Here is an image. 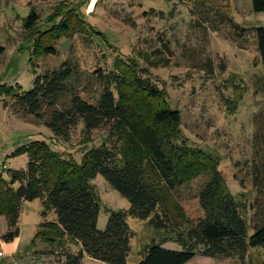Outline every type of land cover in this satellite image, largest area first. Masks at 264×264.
<instances>
[{
    "label": "trees",
    "instance_id": "trees-1",
    "mask_svg": "<svg viewBox=\"0 0 264 264\" xmlns=\"http://www.w3.org/2000/svg\"><path fill=\"white\" fill-rule=\"evenodd\" d=\"M216 2L219 0H186L199 24L213 32L231 28L242 40L248 29L236 24L226 7H218ZM251 2L253 13H264V0ZM77 15L75 11L65 12V21L57 25L55 33L50 31L38 40L34 56H57L52 45L54 37L77 33L75 26L84 22ZM39 21L38 14L30 12L24 20V30L34 31ZM251 30L262 65L264 89V28ZM142 58L152 66L149 59ZM148 73L138 60L117 57L111 70L99 69L85 78L79 67L67 60L37 76L27 93L0 86L5 109L9 107L6 101H11L10 106L43 121L57 138L66 139L78 122L83 123L86 134L107 129L101 145L86 152L80 164L40 141L14 153L13 156L27 155L29 162L26 170L7 171V178L0 175V218L4 217L8 226L2 236L4 242L11 243L19 237L24 204L40 200L44 221L31 247L45 245V249L35 250V255L51 257L54 264H85V259L128 264L136 235L128 219L145 222L155 235L141 249L139 264H188L197 255L214 259L238 257L241 264H246L248 251L264 246V224L260 225L264 210L249 219L242 198L228 189L217 159L185 142L180 112L171 108L163 90L144 78ZM82 81H86L85 89L93 84L101 89L95 104L78 93ZM97 176L104 177L130 203L128 211L111 212L104 231L97 227L101 201L92 184ZM204 176L207 181L198 196L203 217L194 221L174 194ZM258 183L255 180L257 187ZM50 213L56 214V221L46 219ZM251 228L254 233L249 236ZM169 243L178 244L182 251L162 248Z\"/></svg>",
    "mask_w": 264,
    "mask_h": 264
},
{
    "label": "rangeland",
    "instance_id": "rangeland-1",
    "mask_svg": "<svg viewBox=\"0 0 264 264\" xmlns=\"http://www.w3.org/2000/svg\"><path fill=\"white\" fill-rule=\"evenodd\" d=\"M216 3L218 7H226L236 24L248 29L242 40L231 28L213 32L199 24L186 0H1L0 86L20 88L27 93L37 76L67 60L76 64L85 78L99 69L111 70L117 57L138 60L149 72L144 78L163 90L171 108L180 112L185 142L217 159L228 189L242 198L251 219L258 210H264L263 72L251 30L264 28V13H253L251 0ZM69 11L77 12L84 21L75 26L78 32L71 37H54L52 45L57 56H34L41 36L60 26L64 13ZM30 12L37 13L40 21L34 31L26 32L23 24ZM141 56L149 59L152 66ZM86 85L82 81L78 93L95 104L101 89L94 84L85 89ZM3 100L4 96H0V175L5 178L7 171L27 169V155H13L31 143L44 142L54 152L80 164L84 154L101 145L106 137L107 129L86 134L83 123L78 122L66 139L57 138L43 121L10 106L11 101H6L9 105L6 110ZM206 181V176L199 177L174 194L194 221L203 217L198 196ZM92 184L101 201L97 227L104 231L111 212L128 211L130 203L104 177L97 176ZM34 205L43 211L40 200L25 203L23 211L34 210ZM37 213L31 212L30 217L39 216ZM46 219L56 221L57 216L50 213ZM128 224L136 232L128 264H139L141 249L155 235L145 222L128 219ZM263 224L264 218L260 225ZM253 233L251 228L249 236ZM162 248L182 251L175 243ZM43 249V244L36 249L21 246L15 260L5 256L3 263L54 264L51 257L35 255V250ZM241 263L238 257L214 259L197 255L188 264ZM244 263L264 264V246L250 249Z\"/></svg>",
    "mask_w": 264,
    "mask_h": 264
},
{
    "label": "crops",
    "instance_id": "crops-1",
    "mask_svg": "<svg viewBox=\"0 0 264 264\" xmlns=\"http://www.w3.org/2000/svg\"><path fill=\"white\" fill-rule=\"evenodd\" d=\"M41 206H42V203H41ZM33 211L38 212L37 214H39V216H32L31 218L30 214ZM41 212L42 211H39L37 205H34V210L30 209L28 213H25L24 211L22 212L20 221H19V237L11 243H6L2 240V236L7 232L8 226H7V221L5 218L0 219V224L2 223V228L0 227V253H3L4 255V257L0 259V264H10L9 262L3 263L5 261L4 259L6 258L5 256L14 259V256L19 253L21 246L23 248L27 246L31 247V242L37 234L38 227L44 221V219L41 216L42 214ZM8 248L9 250L5 252L6 251L5 249H8ZM84 263L85 264H95V262H93L92 260H88V259H85ZM13 264H14V261H13Z\"/></svg>",
    "mask_w": 264,
    "mask_h": 264
},
{
    "label": "built area",
    "instance_id": "built-area-1",
    "mask_svg": "<svg viewBox=\"0 0 264 264\" xmlns=\"http://www.w3.org/2000/svg\"><path fill=\"white\" fill-rule=\"evenodd\" d=\"M3 257H4L3 253H0V259L3 258Z\"/></svg>",
    "mask_w": 264,
    "mask_h": 264
}]
</instances>
